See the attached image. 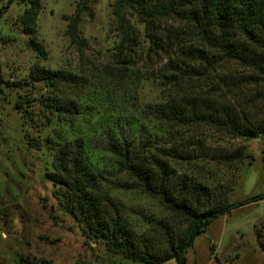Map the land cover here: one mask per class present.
Here are the masks:
<instances>
[{"label":"trees","instance_id":"obj_1","mask_svg":"<svg viewBox=\"0 0 264 264\" xmlns=\"http://www.w3.org/2000/svg\"><path fill=\"white\" fill-rule=\"evenodd\" d=\"M20 1L22 33L30 36L29 47L45 58V47L35 37L42 1ZM92 1L82 0L66 17L68 33L78 45L86 44L79 22ZM133 11L148 41L146 57L179 50V62L172 64L170 73L146 75L135 66L132 51L137 43L128 20ZM113 13L120 33L113 62L84 75L36 65L29 77L43 86L44 93L32 101L42 121L33 111L23 110L22 98L15 107L29 146L50 156L47 176L58 205L83 224L93 243L122 256L126 264H161L173 258L188 264L186 253L195 238L245 201L230 202L218 186L179 169L197 157L190 153L184 129L206 125L232 138L260 136L264 164V0H115ZM172 18L180 25L171 24L165 34ZM189 37L200 46L188 44ZM224 60L245 72L225 73V88L204 91L200 81L213 76L205 72ZM146 78L159 80L167 90L165 97L124 103ZM88 93V100L98 97L109 103L110 109L96 121L83 99ZM26 128L34 129L36 137ZM246 156L240 148L226 155L225 162L239 164ZM122 186L154 199L178 217V223L150 217L147 228H136L112 195L113 188ZM17 264L37 263L26 255Z\"/></svg>","mask_w":264,"mask_h":264},{"label":"rangeland","instance_id":"obj_2","mask_svg":"<svg viewBox=\"0 0 264 264\" xmlns=\"http://www.w3.org/2000/svg\"><path fill=\"white\" fill-rule=\"evenodd\" d=\"M41 1L35 37L45 47V58L29 47L30 36L22 33L19 19L24 3L0 0V264H17L18 259L26 255L37 264H126L122 256L93 243L86 236L83 224L60 208L47 176L50 156L46 151L29 146L21 114L15 107L16 100L22 98L25 100L23 110L26 109L27 114L33 111L35 119L42 121L37 107L32 105V101L44 93L42 84L29 77L36 65L84 75L113 62L120 34L113 13L115 0L92 1L82 11L79 30L85 45L72 41L66 18L74 14L82 0ZM128 20L135 31L137 44L133 46L136 50L132 55L140 73L157 77L170 73L172 64L179 62V50L146 57L148 41L143 25L134 11ZM176 20H170L165 34L171 24L180 25ZM192 38L189 37L188 44L200 46ZM244 72L245 68L224 60L216 69L205 72L213 73L212 80L205 77L200 82L204 91L213 93L218 91V86L225 88L226 82L222 81L225 73ZM166 94L159 80L146 78L140 89L125 97L124 103L155 102ZM82 96V92H78L76 98L82 102ZM90 97L88 93L83 99L96 121L110 109L109 103L99 101L98 97L88 100ZM100 102H103L101 107L97 106ZM128 110L124 111L129 113ZM86 117L81 119L83 123ZM26 129L30 130L31 138L36 137L34 129ZM183 133L192 157H197L191 163L180 164L179 169L218 186L217 190H223L230 202L245 201L220 215L195 238L186 253L188 264H264L262 137L232 138L206 125L188 126ZM240 148L247 155L243 162L227 164L225 156ZM112 195L120 211L136 228H147L145 221L150 217L166 218L171 223L179 221L157 201L137 190L122 186L113 188ZM161 264H177V261L173 258Z\"/></svg>","mask_w":264,"mask_h":264}]
</instances>
